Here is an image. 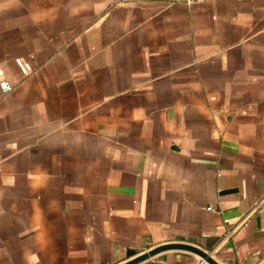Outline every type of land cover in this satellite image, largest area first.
Wrapping results in <instances>:
<instances>
[{"label": "crops", "instance_id": "0c3cea01", "mask_svg": "<svg viewBox=\"0 0 264 264\" xmlns=\"http://www.w3.org/2000/svg\"><path fill=\"white\" fill-rule=\"evenodd\" d=\"M0 68V264L264 262V0H0Z\"/></svg>", "mask_w": 264, "mask_h": 264}, {"label": "water", "instance_id": "95a60500", "mask_svg": "<svg viewBox=\"0 0 264 264\" xmlns=\"http://www.w3.org/2000/svg\"><path fill=\"white\" fill-rule=\"evenodd\" d=\"M167 250L189 251V252H192V253L198 255L201 259L206 261L208 264H220L216 260H214L208 252L204 251L203 249H201L195 245H192V244L179 243V242H172V243H166V244L158 245L156 247L149 249L146 252H143L139 255L132 257L130 260L125 261L121 264H140V263L144 262L145 260L149 259L150 257L155 256V255H157L161 252L167 251ZM134 253L135 252L133 250L129 249L127 251V256L128 257L133 256ZM260 264H264V262H262Z\"/></svg>", "mask_w": 264, "mask_h": 264}, {"label": "built area", "instance_id": "2783aa9c", "mask_svg": "<svg viewBox=\"0 0 264 264\" xmlns=\"http://www.w3.org/2000/svg\"><path fill=\"white\" fill-rule=\"evenodd\" d=\"M15 63L17 65L19 71L23 75H28L32 70L31 65L28 62L23 61L20 58H16ZM2 75H3V70L0 68V88H1L3 93H8V92L13 90V85L9 81H7L6 79L2 78ZM255 254H259V251H256Z\"/></svg>", "mask_w": 264, "mask_h": 264}]
</instances>
